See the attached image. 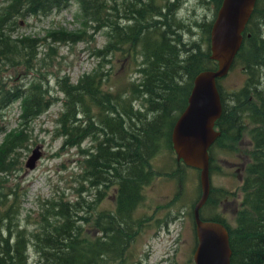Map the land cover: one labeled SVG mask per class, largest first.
<instances>
[{"label":"trees","instance_id":"16d2710c","mask_svg":"<svg viewBox=\"0 0 264 264\" xmlns=\"http://www.w3.org/2000/svg\"><path fill=\"white\" fill-rule=\"evenodd\" d=\"M71 1L7 0L0 8V68L20 64L23 73L34 76L36 49L44 39L12 37L7 33L8 28L14 32L18 17L59 12ZM76 1L81 29L50 32L48 38L52 43L83 41L86 30L93 27L95 31L105 30L108 36L107 44L96 51V57H111L130 45L141 59L138 69L141 78L126 90L108 87L109 74L102 70L83 75L75 83L66 76L57 82L65 98L58 118L62 147L78 148L91 139V150L84 161L86 180L90 188H114L115 207L94 212L104 194L101 190L94 203L84 202L83 198L71 203L61 200L51 203L36 230L28 233L20 228V201L15 191L3 192L0 194V264H27L29 246L38 256L35 264L125 262L135 235L136 223L131 215L142 203V191L156 174H162L154 170L152 161L168 152L175 163L188 168L176 159L171 133L187 106L194 78L202 71L217 68V63L210 59V37L222 0H199L203 8L209 9L212 4L213 19H197L189 26L177 21L184 0ZM193 31H198L199 37ZM242 37L232 67L240 64L246 81L237 92L226 94L218 85L222 78L217 81L222 106L215 122L219 136L208 149L211 174L214 150L232 152L234 143L242 141L245 133L249 136L251 147L246 152L241 204L234 227H229L219 216L205 218L203 211L214 204L213 195L224 194L211 186L200 218L220 223L227 229L230 264H264V89L260 80L264 77V0H256ZM40 77L37 74L27 80V85L0 82V115L6 107L18 102L22 127L3 132L0 173L9 174L18 169L15 163L18 149L26 148L29 141L27 125L55 103ZM199 196L198 186L190 212L193 226L192 210ZM92 227L95 231L86 236Z\"/></svg>","mask_w":264,"mask_h":264},{"label":"rangeland","instance_id":"374dc122","mask_svg":"<svg viewBox=\"0 0 264 264\" xmlns=\"http://www.w3.org/2000/svg\"><path fill=\"white\" fill-rule=\"evenodd\" d=\"M6 2L7 0H1L0 8ZM178 12L177 21L188 26L197 19H213L212 4L209 9L203 8L199 0H184ZM79 14V5L76 0H72L59 12L54 10L46 15L27 14L26 17H18L14 32L11 27L7 32L12 37L30 36L44 40L36 49L34 76L30 72L23 73L24 68L20 64L12 67L6 65L0 68V82L15 86L27 85V80L37 77V74L41 75L44 86H47L48 93H51L55 102L27 125L29 141L25 144L26 148L18 149L15 161L18 169L9 174L0 173V194L15 191L20 201V228L28 233L36 230L43 212L51 207V203L61 200L71 203L83 198L84 202L94 203L98 191L101 190L104 194L95 205L94 212L97 214L115 207L114 188L92 189L86 180L84 161L87 152L91 150V139H86L78 148L62 147L63 139L58 136V118L64 109L65 98L60 93L57 82L66 76L75 83L83 75L102 70L109 74L108 87L126 90L131 83H137L141 78L138 72L141 59L138 51L136 54L130 45L111 57H96V51L102 50L107 44L108 36L105 30L95 31L93 27L86 30L83 41L52 43L48 38L50 32H77L81 29ZM193 32L199 37L198 31ZM204 47L202 45L203 49ZM260 80L263 86L261 88L264 89V77L261 76ZM245 81L243 67L237 63L218 85L225 94L234 93L243 87ZM137 105H140L138 101ZM20 114L18 102L1 111L0 144L5 133L22 128ZM232 146V152L215 149L212 154L214 160L210 174L211 186L224 191V194H214V204H210L203 211L205 218L219 216L229 227L235 226L236 213L241 204V183L248 161L246 152L251 147L249 136L245 133L242 141H237ZM35 148L39 149L40 158L34 169H29L25 164ZM152 166L162 174H156L142 191V203L131 215L132 222L136 223L135 235L122 264H194L193 253L197 238L190 212L198 193L197 171L175 163L168 152L155 158ZM89 229L90 232L85 234L88 237L95 231L93 227ZM27 257V264H35L38 259L31 246L27 248Z\"/></svg>","mask_w":264,"mask_h":264},{"label":"water","instance_id":"95a60500","mask_svg":"<svg viewBox=\"0 0 264 264\" xmlns=\"http://www.w3.org/2000/svg\"><path fill=\"white\" fill-rule=\"evenodd\" d=\"M255 3L256 0H222L210 37V59L217 63V68L202 71L194 78L187 106L171 133L177 161L199 172L200 196L192 210L197 237L194 264H230L227 229L217 222L202 221L200 210L211 187L208 149L219 136L215 122L221 115L222 106L217 81L225 77L233 65ZM39 158V149L35 148L25 166L34 169Z\"/></svg>","mask_w":264,"mask_h":264}]
</instances>
